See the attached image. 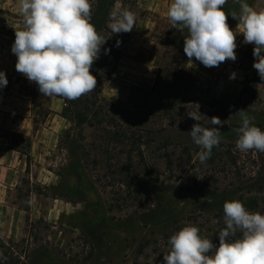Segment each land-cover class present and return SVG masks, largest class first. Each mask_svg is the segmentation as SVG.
<instances>
[{
    "label": "rangeland",
    "instance_id": "374dc122",
    "mask_svg": "<svg viewBox=\"0 0 264 264\" xmlns=\"http://www.w3.org/2000/svg\"><path fill=\"white\" fill-rule=\"evenodd\" d=\"M242 2H246L257 11L264 9V0ZM224 11L239 15L240 3L236 1L225 7ZM144 20L147 22L142 23ZM167 20L169 19L161 18L139 6L135 31L137 28L140 32L143 29H147V32L151 30L149 40L152 43L150 50L145 48L135 56V59L149 64L150 67L147 68L144 82L135 86H129L130 84H126L122 78L120 81H114L116 71L114 78L102 89V95L106 99L110 96L120 99L119 97L124 95V99L114 103L129 104L138 89L149 90L152 87L157 74L156 63L163 51L160 36L166 30ZM231 21L228 25L237 34L235 61L227 60L218 67L211 68L205 67L195 58L191 63L188 61V70L194 79L204 87L210 88L215 95L213 100L210 99V104L216 108L205 109L210 111V116L202 126L220 127L210 122L211 117H219L223 121L220 139H224L225 131L231 124V120L224 118L223 113L235 105V99L247 79L255 76L259 86V97L264 101V81L253 67L254 45L244 43L243 34L237 27L238 20L232 18ZM7 57L4 64L0 63V71L4 72L8 81L6 86L0 87L2 97L0 101L5 99L9 103V109L21 107L22 115L7 112L14 117L9 121L20 126L24 133L31 132L27 136L31 139L29 147L26 141L14 137L10 129H0V137L6 140L4 144H7V148L23 149L29 155L28 158L24 156L26 168L13 181L14 186L12 190H8L5 199L10 207L25 212L24 236L16 240L25 239L24 248L27 254L23 264H165L164 255L170 250V237L177 233L180 227L191 224L199 229H206L208 226L206 220L209 216L222 210L225 202L238 200L236 197L220 204L219 194L212 189L214 181L208 178V175L195 172L187 174V166L184 167L183 174L178 176L179 173H176L178 177L173 180H169L168 173L163 172L159 181L144 179L140 176L141 169L138 174L134 173L131 176L134 188L142 190L150 197L149 201L145 200L143 203L129 201L127 205L121 207V201L114 194L115 189L102 178L104 173L99 175L88 166L85 167L88 184L82 190L75 191L71 185V170L68 166L71 155L65 143L70 123L66 122L67 128H62L63 122L52 110L56 96H43L39 90L36 92L37 85L16 71V55L10 51ZM233 72L236 76L230 79ZM33 98L51 110L46 123L37 131L33 130ZM19 100L23 101L21 106ZM19 119L20 125L17 123ZM257 120L252 116L251 124L259 122ZM51 127L54 130H50ZM46 129L50 132H46ZM177 135L187 136L193 150L200 148L186 132L165 134L166 137H171L170 140L177 139ZM173 148L175 153L172 154V160L177 164L182 156L181 146L176 145ZM149 159L151 163H158L162 171L165 169L163 162ZM248 198L250 197L246 199ZM257 200L261 202L263 197ZM242 203L248 210L246 201ZM110 206L114 209L110 210ZM194 221L197 224H194ZM157 241L161 247L156 246ZM145 242L149 244L144 252L140 253L139 247ZM157 249L161 254L157 253Z\"/></svg>",
    "mask_w": 264,
    "mask_h": 264
},
{
    "label": "trees",
    "instance_id": "16d2710c",
    "mask_svg": "<svg viewBox=\"0 0 264 264\" xmlns=\"http://www.w3.org/2000/svg\"><path fill=\"white\" fill-rule=\"evenodd\" d=\"M138 1L90 0V22L98 34L106 39L98 59L91 68V73L97 80L96 88L75 100L56 96L64 102L62 117L71 125L66 133L65 143L71 155L68 166L71 170L73 189L80 191L88 184L85 172V167L88 166L99 175L104 173L102 178L115 189L114 194L121 201V207L129 201L143 203L145 200L149 201L150 197L142 190L134 188L131 180L134 173L138 174L141 169L142 174H139L144 179L159 181L163 172L168 173L169 180H173L181 176L187 166V174L195 172L208 175V178L214 181L212 189L219 194L220 204L237 197L240 202L246 201L248 211L264 215V152L255 149L242 152L236 148V129L242 126L241 112L238 111L243 110V115L250 119L252 116L258 119L259 122L251 126L264 131V101L259 97L255 76L246 80L235 99V105L223 113V117L231 120V124L225 131L224 139H220V144L213 147L210 158L204 162H201L197 155L201 148L193 150L187 136L177 135V139H171L175 142L170 140V136H165L174 132L187 133L195 123L204 125L210 116V111L205 109L216 108L210 104L215 98L211 89L196 81L188 70L189 59L184 53L187 29L178 31L172 27L169 20L166 21V30L160 36L163 51L158 57L156 78L149 90L138 89L133 100L125 105L111 102L102 95L103 87L115 76L122 58V47L135 31ZM236 1H227L223 8ZM125 9L135 14L134 29L131 32L113 34L109 27L112 22L110 14ZM226 14L229 15V24L232 22L233 13ZM117 41H120L119 45ZM36 90L38 92V86ZM32 103L33 130L37 131L46 123L51 110L35 101V98ZM190 114H196L199 120L195 121ZM13 136L23 139L29 147L31 146L30 137L16 133H13ZM176 145L181 146L182 151L181 160L177 164L172 160V154L175 153L173 147ZM15 151L29 157L23 149ZM149 158L163 162L165 169L162 171L160 165L151 163ZM176 173L179 175L176 176ZM247 197L250 198L246 199ZM260 197H263V200L258 202ZM113 209L114 207L110 206V210ZM223 218V209L209 216L206 220L207 228L199 229L201 237L211 239L213 244L218 246V234L226 226ZM194 224L197 222L194 221ZM186 225L191 224L182 227ZM241 237L242 233L238 231L234 239ZM24 244L25 239L16 241L0 234V264H23L27 254ZM148 244L149 242L141 244L139 252L143 253ZM156 246L162 245L157 241ZM157 253L161 254L158 249Z\"/></svg>",
    "mask_w": 264,
    "mask_h": 264
},
{
    "label": "clouds",
    "instance_id": "9594fccd",
    "mask_svg": "<svg viewBox=\"0 0 264 264\" xmlns=\"http://www.w3.org/2000/svg\"><path fill=\"white\" fill-rule=\"evenodd\" d=\"M237 2L240 14L231 16L239 22L237 27L244 43L254 45L253 67L264 81V9L257 11L242 0ZM226 3L227 0H172L167 17L173 28L187 29L184 53L190 63L195 58L211 68L237 59V34L227 23L229 15L223 8ZM91 7L90 0H19L23 27L15 31L11 48L17 57L15 68L34 82L43 96L75 100L96 88L97 80L91 68L106 39L90 22ZM110 17L113 34L134 29L132 11H113ZM235 76L233 72L230 79ZM7 83L4 72L0 71V87ZM238 112L242 126L236 129V148L242 152L253 149L264 152V131L251 126L243 110ZM189 116L199 120L196 114ZM210 122L220 127L207 128L195 123L187 132L201 148L197 154L201 162L210 158L213 147L220 144L223 121L213 116ZM223 212L226 226L218 234V246L211 239L202 238L197 226L186 225L170 237L165 264H264V215L248 211L239 200L225 202ZM238 231L242 237L234 239Z\"/></svg>",
    "mask_w": 264,
    "mask_h": 264
},
{
    "label": "crops",
    "instance_id": "0c3cea01",
    "mask_svg": "<svg viewBox=\"0 0 264 264\" xmlns=\"http://www.w3.org/2000/svg\"><path fill=\"white\" fill-rule=\"evenodd\" d=\"M18 2L19 0H0V63L2 64L5 63L8 58L7 55L10 54L12 45L14 44L15 31L21 30L23 27V17L18 12ZM171 2L172 0L138 1L139 6L143 10L166 19H169L167 17V11ZM146 22L147 20L142 21V23ZM150 32H147V29H143V31L140 32L137 28V30L130 36L129 40L124 44L122 47L123 55L117 67V75L114 81H120L122 78L126 84H130L129 86H135L144 82V76L150 65L136 60L135 56L139 52L144 51L145 48L150 50V44L152 43V41L149 40V38H151ZM107 98L111 102H116L125 97L122 95L119 97L120 99L113 96ZM19 102L21 104H18L21 106L23 101L19 100ZM8 105L9 103L5 99L0 101V129H10L13 133L24 134L26 137L29 136L31 134L30 131L24 133L23 129H20V126L17 124L13 125L12 121H9L10 118L14 117L7 112L12 111L22 115L21 107L17 109H9ZM52 105V110L56 112L55 116L64 124L62 128L66 129L67 125L65 124L68 121L62 117V111L65 105L64 102L61 99L55 98ZM24 121L27 122L26 119ZM20 122L21 119H19V122L17 123L20 125ZM50 130H54V128L51 127ZM45 131L50 132L47 129ZM60 132L61 131H58V133ZM4 143H6V140L3 137H0V234L4 237L18 240L24 236L25 212L10 207L5 199L8 196V190H12L11 188L14 186L13 181L17 176L24 172L26 161L24 156L20 155L13 149L7 148V144Z\"/></svg>",
    "mask_w": 264,
    "mask_h": 264
}]
</instances>
